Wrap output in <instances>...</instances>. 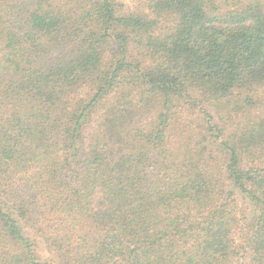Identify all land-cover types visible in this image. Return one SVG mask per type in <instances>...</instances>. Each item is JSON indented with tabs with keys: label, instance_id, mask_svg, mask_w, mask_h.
I'll return each mask as SVG.
<instances>
[{
	"label": "trees",
	"instance_id": "1",
	"mask_svg": "<svg viewBox=\"0 0 264 264\" xmlns=\"http://www.w3.org/2000/svg\"><path fill=\"white\" fill-rule=\"evenodd\" d=\"M0 264H264V0H0Z\"/></svg>",
	"mask_w": 264,
	"mask_h": 264
},
{
	"label": "rangeland",
	"instance_id": "2",
	"mask_svg": "<svg viewBox=\"0 0 264 264\" xmlns=\"http://www.w3.org/2000/svg\"><path fill=\"white\" fill-rule=\"evenodd\" d=\"M127 4L130 2V0H124Z\"/></svg>",
	"mask_w": 264,
	"mask_h": 264
}]
</instances>
